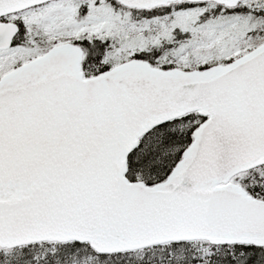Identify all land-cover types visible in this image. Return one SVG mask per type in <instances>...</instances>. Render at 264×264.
<instances>
[{"label":"snow or ice","instance_id":"1","mask_svg":"<svg viewBox=\"0 0 264 264\" xmlns=\"http://www.w3.org/2000/svg\"><path fill=\"white\" fill-rule=\"evenodd\" d=\"M0 264H264V0H0Z\"/></svg>","mask_w":264,"mask_h":264}]
</instances>
